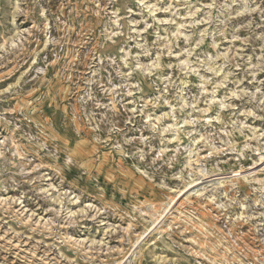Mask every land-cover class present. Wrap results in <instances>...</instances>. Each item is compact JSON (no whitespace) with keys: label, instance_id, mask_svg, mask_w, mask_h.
Returning a JSON list of instances; mask_svg holds the SVG:
<instances>
[{"label":"rangeland","instance_id":"rangeland-1","mask_svg":"<svg viewBox=\"0 0 264 264\" xmlns=\"http://www.w3.org/2000/svg\"><path fill=\"white\" fill-rule=\"evenodd\" d=\"M0 264H264V0H0Z\"/></svg>","mask_w":264,"mask_h":264}]
</instances>
